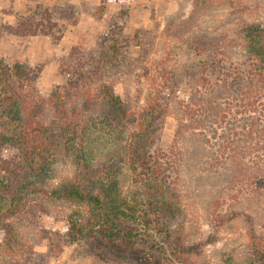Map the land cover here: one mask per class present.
Masks as SVG:
<instances>
[{
  "label": "trees",
  "instance_id": "trees-1",
  "mask_svg": "<svg viewBox=\"0 0 264 264\" xmlns=\"http://www.w3.org/2000/svg\"><path fill=\"white\" fill-rule=\"evenodd\" d=\"M247 1L256 9L264 4ZM228 5L237 14L252 6ZM23 28L33 35L51 32L30 24ZM232 34L237 33L231 29L218 36V56H213L206 50L214 32L198 28L197 44L189 47L201 58L194 61L196 73L192 65L174 61L171 66L169 58L151 57L143 40L137 41L139 54L131 57L113 34L98 55L84 58L74 50L68 67L61 66L66 82L48 96L39 93L31 68L0 56V150L17 149L0 160V237L12 235L28 214L51 213L55 203L84 207L69 215L72 240L92 232L127 240L133 233L123 223L141 217V209L127 200L131 195L175 213L187 188L195 186L212 228L243 218L254 262L264 264V24L245 21L240 41L229 42ZM230 48L239 51L229 54ZM138 70L151 89L134 107L117 84ZM188 75L194 76V86L181 99L180 82ZM171 110L177 127L165 153L155 144L161 120ZM93 130L109 132L103 148L90 147L87 135ZM61 155L72 167L53 182L49 167ZM127 184L131 195L124 196Z\"/></svg>",
  "mask_w": 264,
  "mask_h": 264
},
{
  "label": "rangeland",
  "instance_id": "rangeland-1",
  "mask_svg": "<svg viewBox=\"0 0 264 264\" xmlns=\"http://www.w3.org/2000/svg\"><path fill=\"white\" fill-rule=\"evenodd\" d=\"M231 1L252 6L246 9L248 13L237 14L228 5ZM245 21L264 24V4L256 9L247 0H0V56L31 68L37 75L39 93L48 96L66 82L61 66L68 67L74 50L79 49L84 58L98 55L113 34L122 39L123 50L131 57L139 54L137 41L143 40L151 57L169 58L171 66L174 61L192 65L190 69L196 73L193 64L201 58L189 47L197 44L198 28L214 32L206 52L218 56L219 35L233 29L237 34L227 40L240 41L239 29ZM23 24L51 32L33 35ZM17 30L21 32L14 34ZM227 68L233 73L229 63ZM139 73L123 76L117 84L122 98L134 107L145 102L151 89ZM193 75L180 82L179 98L191 91ZM176 127L171 110L161 120L155 149L168 153ZM106 133L109 135L107 130L91 131L87 135L90 147L103 148L108 143ZM96 149L91 152L95 157L100 155ZM16 153L17 149L6 147L0 150V160ZM71 167L63 155L58 156L49 167L56 177L53 182ZM187 189L179 209L167 213L161 211L160 203L140 195L132 198L131 186L125 185L123 195H131L127 200L141 209L140 218L123 223L133 233L127 240L108 239L99 232L72 240L69 215L82 211L83 205L51 203V213L28 214L12 235L4 240L0 237V264H259L254 262L246 221L238 218L213 229L205 200L198 194L201 190L195 186Z\"/></svg>",
  "mask_w": 264,
  "mask_h": 264
},
{
  "label": "crops",
  "instance_id": "crops-1",
  "mask_svg": "<svg viewBox=\"0 0 264 264\" xmlns=\"http://www.w3.org/2000/svg\"><path fill=\"white\" fill-rule=\"evenodd\" d=\"M96 1V0H95Z\"/></svg>",
  "mask_w": 264,
  "mask_h": 264
}]
</instances>
